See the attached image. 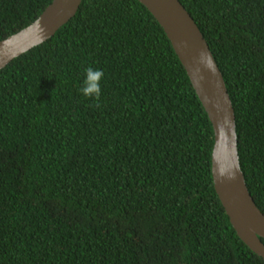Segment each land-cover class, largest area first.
Wrapping results in <instances>:
<instances>
[{"label":"trees","instance_id":"obj_1","mask_svg":"<svg viewBox=\"0 0 264 264\" xmlns=\"http://www.w3.org/2000/svg\"><path fill=\"white\" fill-rule=\"evenodd\" d=\"M53 0H0V41ZM221 68L264 213V0H181ZM104 72L101 98L79 88ZM213 124L139 0H83L0 70V264H264L214 186ZM264 242V239H262Z\"/></svg>","mask_w":264,"mask_h":264},{"label":"water","instance_id":"obj_2","mask_svg":"<svg viewBox=\"0 0 264 264\" xmlns=\"http://www.w3.org/2000/svg\"><path fill=\"white\" fill-rule=\"evenodd\" d=\"M159 21L213 124L214 186L238 236L264 259V213L246 181L238 149L235 108L221 68L197 22L181 0H139ZM83 0H53L21 31L0 41V70L52 38Z\"/></svg>","mask_w":264,"mask_h":264},{"label":"clouds","instance_id":"obj_3","mask_svg":"<svg viewBox=\"0 0 264 264\" xmlns=\"http://www.w3.org/2000/svg\"><path fill=\"white\" fill-rule=\"evenodd\" d=\"M104 78V72L89 66L85 69V79L83 85L79 88L80 93L87 98H95L97 102L101 98V81Z\"/></svg>","mask_w":264,"mask_h":264}]
</instances>
